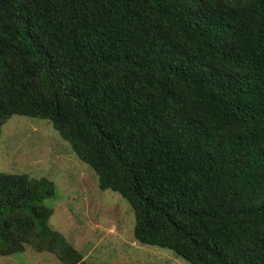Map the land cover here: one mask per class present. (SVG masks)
<instances>
[{"label":"trees","instance_id":"trees-1","mask_svg":"<svg viewBox=\"0 0 264 264\" xmlns=\"http://www.w3.org/2000/svg\"><path fill=\"white\" fill-rule=\"evenodd\" d=\"M13 116L126 200L138 244L264 264V0H0V134ZM54 194L0 171V257L91 264L48 225Z\"/></svg>","mask_w":264,"mask_h":264},{"label":"rangeland","instance_id":"rangeland-1","mask_svg":"<svg viewBox=\"0 0 264 264\" xmlns=\"http://www.w3.org/2000/svg\"><path fill=\"white\" fill-rule=\"evenodd\" d=\"M0 171L53 181L55 194L45 202L53 210L48 225L85 250L84 259L91 264H189L168 249L134 241V215L126 200L99 191L94 171L46 120L13 116L2 126ZM0 264L59 263L26 248L23 254L0 257Z\"/></svg>","mask_w":264,"mask_h":264}]
</instances>
